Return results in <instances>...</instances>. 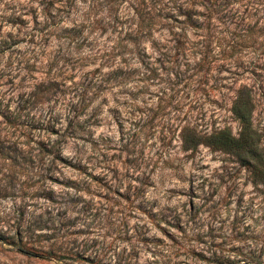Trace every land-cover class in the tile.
Wrapping results in <instances>:
<instances>
[{
    "label": "rangeland",
    "instance_id": "374dc122",
    "mask_svg": "<svg viewBox=\"0 0 264 264\" xmlns=\"http://www.w3.org/2000/svg\"><path fill=\"white\" fill-rule=\"evenodd\" d=\"M242 86L264 153V0H0V264H264V184L182 143Z\"/></svg>",
    "mask_w": 264,
    "mask_h": 264
},
{
    "label": "trees",
    "instance_id": "16d2710c",
    "mask_svg": "<svg viewBox=\"0 0 264 264\" xmlns=\"http://www.w3.org/2000/svg\"><path fill=\"white\" fill-rule=\"evenodd\" d=\"M230 110L238 122L239 129L235 135L227 128L210 133L185 129L182 134L183 146L193 148L202 144L212 150L230 154L248 169L253 184H264V153L260 146V134L251 121L253 94L250 89L242 86L236 90ZM58 149L55 148L56 151ZM18 248L21 250L20 247Z\"/></svg>",
    "mask_w": 264,
    "mask_h": 264
}]
</instances>
